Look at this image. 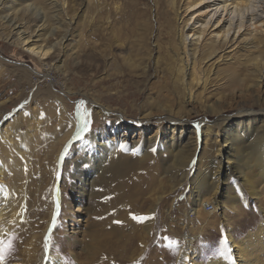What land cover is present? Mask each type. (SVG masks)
Here are the masks:
<instances>
[{
  "label": "rangeland",
  "instance_id": "obj_1",
  "mask_svg": "<svg viewBox=\"0 0 264 264\" xmlns=\"http://www.w3.org/2000/svg\"><path fill=\"white\" fill-rule=\"evenodd\" d=\"M57 1L63 7L64 22H70L64 50L53 54L60 56L58 64L44 67L25 48L11 46L0 37V129L18 133L29 155L25 166L21 168L20 162L14 166V150L0 143L5 170L14 175L24 200L13 235L0 239L12 245L2 261L30 264L34 255L41 259L47 246L63 264H190L183 254L187 252L184 237H191L198 262L222 259L234 264L227 231L240 240L255 230L264 218V205L240 186L234 172L227 180L231 196L225 185L213 194L212 189H195L189 182L199 163L218 156L219 149L229 150L223 141L230 134V145L237 147V130L240 143L247 145L258 136L256 147L264 145L260 142L264 133L263 37L255 46L245 47L239 41L227 57L200 63L183 78L177 61L183 13L171 11L168 0ZM50 2L56 0H26L17 5L32 6L20 21L23 30L37 31L40 23L31 13L33 9L52 12ZM162 11L168 13L172 32L159 15ZM199 78L205 79L204 86L195 83ZM148 102H160L172 110L173 117L180 114L187 119V124L181 128V123L159 120L165 115L151 111L153 117L145 127H136L139 108ZM92 103L106 112L98 114ZM59 107L77 124L75 133H80L79 137L72 134L62 147L68 125L65 119L57 123ZM86 122L87 130L80 131ZM98 134L102 138L91 141ZM171 139L178 149L195 146L186 179L180 183L181 173L160 170L169 159L162 147ZM149 140L154 144L145 160ZM114 141L124 143L116 156L121 161L100 165L99 143L113 144L111 150L117 146ZM133 143L137 145L132 150ZM261 174L256 186L260 198L264 197ZM173 176L177 187H172ZM198 195L216 207L214 214L196 206ZM50 201L56 209L51 227L42 241H36L34 254L26 253L29 228L47 220ZM235 205L237 209L232 208ZM133 215L150 219L134 220Z\"/></svg>",
  "mask_w": 264,
  "mask_h": 264
},
{
  "label": "bare ground",
  "instance_id": "obj_2",
  "mask_svg": "<svg viewBox=\"0 0 264 264\" xmlns=\"http://www.w3.org/2000/svg\"><path fill=\"white\" fill-rule=\"evenodd\" d=\"M25 1L26 0H0V31H2L0 33V37H2L3 40L6 41V43L9 42L11 46H21L22 48H25L26 52H28V54L32 57L38 59V61L41 62V65H43L44 67H50V64H52L53 62L54 64H58L60 62V56H54L53 54L56 50H59V52H62L64 50V42L66 40L67 34L66 28H68L70 24V22H68L67 24L64 22V18L62 17V15H64L63 7L59 5V2L56 0L55 3L50 2L52 3V6L50 8L52 12L46 13L38 11V9H33L34 11L33 14L31 13V15L36 16V22H39L40 24H36L37 31L34 30L26 32L25 30H23L22 23L23 19L25 20L27 14L26 12H29L28 10L32 6L27 5L25 8L22 7L23 9L17 7V5L19 4H24ZM177 1L178 0H168L167 5L171 11H175L176 13V10H181V13H183L181 20L182 26H180L179 30L181 51L179 54V58L177 59L181 71V76L183 78L190 72L193 73L195 67H198L200 63L210 61H212L211 63H214L225 55L227 57L229 55V52H231L230 50H232L239 41H242L244 46L248 47L251 45L255 46V43L259 41V39H261L260 37H263L264 40V0H180L178 8ZM159 15L167 23L168 26L166 27L168 28V30H171L172 32L173 28L172 24L169 25L170 18L168 16V13H166V11H162L159 13ZM180 19L181 18H178V20ZM20 21H22V23ZM43 30H45L44 34L48 32L47 37H45L42 33ZM60 31L63 32V35L61 37H59V35L61 34ZM55 36L56 38L53 39V37ZM35 38L37 39L34 40L33 43H31L30 41ZM255 71L258 72V70ZM202 78L195 79V83H201L200 85L204 86L206 81ZM46 79H48V81L52 83L51 78ZM190 99L191 93H188L187 101H189ZM92 105L98 107V109H96L98 111V114L106 112V109H103L99 105H96L95 103H92ZM58 109L60 110V112L57 113V123L59 124V122L61 123L62 119H65L64 121H66V124L68 125V127L65 129V135L60 143L62 147L64 144H66V142H68L69 139L73 137L72 134H76L75 131L78 127L76 126L77 124L72 122V120L69 119V117L65 114L64 109L62 110V107H59ZM151 111H156L157 113H159V115H165L159 120H164L171 124L181 123V128L185 124H187V119H183L180 114H178L177 117H173L172 115L174 114L171 113L172 110L160 105V102H148L139 108L140 118H136V127H145L146 123H148L153 117ZM212 113H216L217 115H219L218 111L216 110H213ZM115 117L120 118L121 116L116 115ZM261 117V121H264V115H262ZM223 120V117L220 118V122H222ZM174 127L175 126H173V128ZM258 130H261V128H259ZM240 133L241 132L239 130L236 131L235 140L238 144L237 147H233L232 145H230V134L223 141L224 145L227 143L229 150L225 152L222 151V149H219L217 150L219 154L218 156L214 155L209 160L207 158V162L204 164L199 163L198 171L189 182V184L194 188L196 187L195 189H212L213 194L218 191L221 185H225L227 186V189L229 191L228 196H231L232 189H230L227 180L234 172L240 177L239 179L242 184L240 186L244 188L250 196L255 198L260 205L263 206L264 197H259L256 186L261 180V176H263L261 173H264V145H262V147H256V143H258V136H256V138L255 136H253L252 141L248 140L247 145L244 142L240 143V140L242 139H240ZM97 136L102 138L103 134H98L93 138L91 137V141L94 142V139H96ZM206 137H208V135ZM260 137H262L260 142L264 141L263 132ZM172 141L173 140L171 139L170 141L165 142L164 146L162 147L164 153H167L169 159L165 164L162 163V166H160V170L163 174L172 172L181 173L182 179L178 180L180 183L181 181L186 179L185 170L191 161V157L195 154V146L193 145L194 147L190 148V146L188 145L189 148H187L185 145L187 149H184L185 147L183 145L182 149H178L179 144L176 143L173 146ZM0 143H6L9 148L14 150V154L16 156H11V163L14 166H19V162L21 168L24 163V166L26 165V158H29V155H26V152L28 150L26 151L25 147H23V145L21 144L22 138L19 137L18 133L9 131L8 129H6V127H3L2 129H0ZM114 144H117V146L110 150V147H112L113 144H104L101 142L99 143L98 146L100 155L97 158L100 160H98V162H102L100 165L103 164L107 166L112 162L117 161L119 163L121 161L122 158L120 159L116 156L119 155V152L124 147V143L122 141H117ZM153 144V141L149 140L148 147L146 148L147 153L143 155L145 160L148 152L151 151V145ZM136 145L137 143L132 144V150ZM248 145L254 146L248 148ZM61 147L60 149L56 148L57 152L59 150L61 151ZM251 151L256 155L253 156ZM6 165L7 164L4 162L3 158L0 157V239L5 238L8 235H13L12 232L14 231V227L18 225L19 220H21L22 218V209L24 207V200H22L21 198L20 189L18 188L19 186L16 185V179L13 177L14 175H12L11 173L9 175V172H6L5 169H8L5 168ZM172 178L174 181V186L172 187H177V185L179 184L177 178H175L174 176ZM199 197L200 196L198 195V198L194 202L196 206H201L202 210H204V212L208 215L214 214L216 207L213 206V204H210L208 202L206 203L204 199H200ZM236 198L237 196H233L232 201H235ZM49 206L50 207H47L49 208L50 214L47 220L41 224H38V226L36 227L30 226L29 228L31 229V233H29V235H27V238H25V242H27L28 244L26 253L34 254V251L32 250L34 249L33 246L35 245L36 241H38V238H41L40 240L42 241L46 231L51 227V218L54 214V210L56 209L54 207L53 201L49 202ZM205 206H210L211 209L209 211H206ZM232 208L237 209V206L235 205ZM262 209V211L264 212V208ZM193 211L195 213L197 209ZM184 238L186 239L187 243V252L183 255H185V258L188 259V263L226 264L222 259L211 260L208 263L198 262L196 260L195 251L193 247L190 246L191 243H193V238ZM226 240L231 245L234 264H264V218L261 219V223L255 230L249 231L245 235V237L240 240H235L232 237L230 231H227ZM45 247L46 248L44 249V253L41 259L37 260L36 256L34 255L33 263L30 264H63L62 260L59 257H55V255L53 256V254L49 252V247ZM191 253L192 255H190ZM0 264L8 263L0 261Z\"/></svg>",
  "mask_w": 264,
  "mask_h": 264
},
{
  "label": "snow or ice",
  "instance_id": "obj_3",
  "mask_svg": "<svg viewBox=\"0 0 264 264\" xmlns=\"http://www.w3.org/2000/svg\"><path fill=\"white\" fill-rule=\"evenodd\" d=\"M23 107V105H22ZM7 119V118H6ZM88 128V124L87 122L85 123V125L83 126V128L80 130V131H86ZM78 137L80 135L79 132H77L76 134ZM132 219L134 220H140V221H146L148 219H150V217H137L135 215L132 216ZM117 223H120L119 221H117ZM0 244H2L3 246L0 247V261H2L4 259V253L11 248V242L7 243V244H4L2 241H0Z\"/></svg>",
  "mask_w": 264,
  "mask_h": 264
},
{
  "label": "built area",
  "instance_id": "obj_4",
  "mask_svg": "<svg viewBox=\"0 0 264 264\" xmlns=\"http://www.w3.org/2000/svg\"><path fill=\"white\" fill-rule=\"evenodd\" d=\"M210 209H211V207H210V206L206 207V211H209Z\"/></svg>",
  "mask_w": 264,
  "mask_h": 264
}]
</instances>
